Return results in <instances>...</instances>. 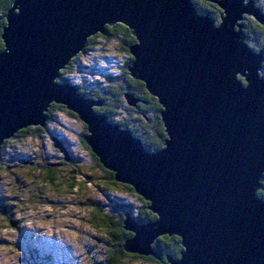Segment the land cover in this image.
Wrapping results in <instances>:
<instances>
[{"label":"water","instance_id":"obj_1","mask_svg":"<svg viewBox=\"0 0 264 264\" xmlns=\"http://www.w3.org/2000/svg\"><path fill=\"white\" fill-rule=\"evenodd\" d=\"M206 1L221 10L218 24L192 0H14L1 34L0 147L62 105L87 125L103 168L155 215L144 224L126 217L124 252L153 255L167 235L181 245L167 264H264V56L240 23L247 15L264 26V12L254 0ZM114 24L136 40L129 75L161 106L166 140L152 153L94 112L101 102L56 81L89 37Z\"/></svg>","mask_w":264,"mask_h":264},{"label":"rangeland","instance_id":"obj_2","mask_svg":"<svg viewBox=\"0 0 264 264\" xmlns=\"http://www.w3.org/2000/svg\"><path fill=\"white\" fill-rule=\"evenodd\" d=\"M259 3L264 6V0ZM82 52L72 72L65 76L76 88H88L95 83L106 86L105 76L118 77L127 61L119 38L97 37L93 47L85 51L83 48ZM71 113L66 108L65 111L54 110L52 120L46 123L47 134L36 139L10 140L1 150L0 202L5 204L11 223L0 215V264H27L31 253L36 254L39 264L100 262L107 247L113 251L120 242L121 228L110 225L116 222L111 214L115 213V205L123 201L139 212L141 204L137 197L121 186L119 190L109 188L110 181L104 168L94 163L81 143V122ZM30 161L55 165L54 173L45 170L46 173L41 174L39 167L28 164ZM75 172L89 173L92 183L86 186L81 175H75ZM57 174L59 179L63 178V185H44L43 179L49 176L59 181ZM71 176L79 178L78 189L67 187ZM107 215L111 222L105 226ZM99 219L104 221L100 223ZM117 264L157 263L119 255Z\"/></svg>","mask_w":264,"mask_h":264},{"label":"trees","instance_id":"obj_3","mask_svg":"<svg viewBox=\"0 0 264 264\" xmlns=\"http://www.w3.org/2000/svg\"><path fill=\"white\" fill-rule=\"evenodd\" d=\"M14 0H0V41L1 34L3 28L6 25V14L10 10L13 5ZM196 9L200 14L208 13L210 17H212L216 24L220 22V13L221 10L218 6L210 1L206 0H192ZM255 6L258 7L260 10L264 12V6L259 3V0H254ZM243 25V32L245 34V42L247 45L252 48L254 51H262L264 54V31H261L264 26L259 24L257 21L254 20L253 17H248L247 15H243V19L240 22ZM122 24H114L112 26L105 27V33L103 35H93L86 40L84 51L88 50L93 47L95 42L97 41V37L104 38H119L121 49L125 52L127 56L126 65L123 68L124 70L118 75V77L114 75L105 76L107 80V85L102 86L100 83H95L94 85L85 88V87H77L78 93L83 96L84 98H91L93 100H98L102 104L100 107L93 108L94 112L97 114L103 115L106 119L120 127V129L128 130L135 138L139 139L141 144L144 148L152 153L158 151L163 148L164 141L166 140V133L163 126V122L161 120L160 111L161 106L158 103V100L150 95L145 88V85L134 78H132L127 70V67L132 62V57L129 55V47L135 44L136 40L133 35H131L129 29ZM1 52V51H0ZM83 52L78 53L75 57H73L68 65H66L60 72V77L57 79V82H70V79L66 78L65 76L72 72L74 69V63L77 58L82 55ZM263 69L260 73L264 75V62L262 63ZM240 78V77H239ZM126 95H131L135 100L134 105H129L126 100ZM54 110H63L65 111V107L62 105L51 104L48 107L46 112L47 120L46 123H50L53 118ZM71 115L76 119L78 122H81L83 126V131L81 133V143L90 153L94 163L97 164L98 167L103 169V166L100 164L99 159L92 153L88 145L84 140V136L87 135V125L83 123L76 114L71 113ZM49 132L47 125L45 124L44 127H26L17 131L10 139L3 141L2 146L0 147V154L1 150L5 148V145L10 140H20L21 138H39L43 134H47ZM70 163L72 159L70 158ZM67 162H69L66 159ZM75 162V161H74ZM73 162V163H74ZM29 165L32 164L33 166L39 167V173L44 174L46 173L45 170L48 172H53L52 169L55 165L50 164H40L36 162H29ZM107 174V180L110 181L108 186L110 189L119 190V187H123L125 190L129 191L133 196L137 197L140 201L141 206L139 207V212L132 210V205H129L125 202H119L116 204V209L113 210L115 213L113 214V218H116V222H111L110 215H107L105 219L107 222H104V225H109L111 222V227H119V243L118 247L112 251V248L106 249V255L104 259L100 262H96L94 264H117L118 263V256H132L133 258L138 259H145V260H153L157 264H167V257L171 258H178L181 245L180 239L176 236H167L163 235L166 239L161 240L160 237L156 238L151 245L153 255H149L147 257H139L135 254L126 253L123 250L124 242L132 237V234L126 230H124L123 225L126 217L128 216L134 222L138 224H144L149 221H153L155 219V215L150 212L148 209L149 203L145 201L142 197L138 196L132 187L129 185L118 183L114 180V175L112 172L103 169ZM75 175H81L84 179V184L86 186L92 183V179L88 174L75 172ZM56 177L59 179L58 174ZM63 179V178H62ZM62 179L60 178L59 181L54 177H47L45 180L43 179L44 185L48 184H59L63 185ZM66 181V180H64ZM79 178H75L74 176L69 177V181H67V187L70 190L78 189L80 184ZM261 188L257 191V196L264 200V175L260 181ZM1 201V197H0ZM6 206L4 203L0 202V215H2L5 221L9 224L11 220L9 216L6 214ZM99 212H101L99 210ZM95 216L92 215V217ZM103 219V218H102ZM100 223H101V220ZM94 221V217L93 220ZM104 220H102L103 222ZM99 226V225H98ZM113 239H115L114 234L112 233ZM28 262H32V264H39L38 259L35 253H31L28 255Z\"/></svg>","mask_w":264,"mask_h":264},{"label":"snow or ice","instance_id":"obj_4","mask_svg":"<svg viewBox=\"0 0 264 264\" xmlns=\"http://www.w3.org/2000/svg\"><path fill=\"white\" fill-rule=\"evenodd\" d=\"M222 8H223V10H224L225 12L228 11V9H227L226 6H222ZM121 26H123V25H121ZM261 31H264V28H262ZM2 50H3V42L0 41V51H2ZM160 239H161V240H164V239H166V238L163 237V236H161ZM185 255H187V253H185Z\"/></svg>","mask_w":264,"mask_h":264},{"label":"bare ground","instance_id":"obj_5","mask_svg":"<svg viewBox=\"0 0 264 264\" xmlns=\"http://www.w3.org/2000/svg\"><path fill=\"white\" fill-rule=\"evenodd\" d=\"M247 1V0H246Z\"/></svg>","mask_w":264,"mask_h":264},{"label":"flooded vegetation","instance_id":"obj_6","mask_svg":"<svg viewBox=\"0 0 264 264\" xmlns=\"http://www.w3.org/2000/svg\"><path fill=\"white\" fill-rule=\"evenodd\" d=\"M66 157V156H65Z\"/></svg>","mask_w":264,"mask_h":264}]
</instances>
